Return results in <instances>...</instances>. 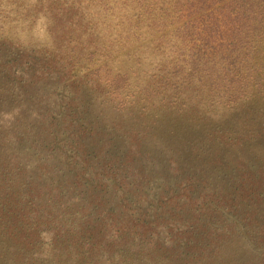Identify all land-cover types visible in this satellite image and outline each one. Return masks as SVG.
<instances>
[{
  "label": "rangeland",
  "instance_id": "1",
  "mask_svg": "<svg viewBox=\"0 0 264 264\" xmlns=\"http://www.w3.org/2000/svg\"><path fill=\"white\" fill-rule=\"evenodd\" d=\"M79 2L0 39V264H264V0Z\"/></svg>",
  "mask_w": 264,
  "mask_h": 264
},
{
  "label": "clouds",
  "instance_id": "2",
  "mask_svg": "<svg viewBox=\"0 0 264 264\" xmlns=\"http://www.w3.org/2000/svg\"><path fill=\"white\" fill-rule=\"evenodd\" d=\"M113 3L114 0H80L78 6L107 32L110 27H118L121 19ZM52 24L47 0H0V39L27 49H52ZM44 238L49 239L47 235Z\"/></svg>",
  "mask_w": 264,
  "mask_h": 264
}]
</instances>
